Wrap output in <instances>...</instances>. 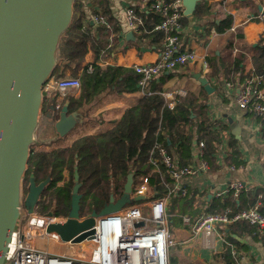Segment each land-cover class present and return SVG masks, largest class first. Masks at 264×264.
Wrapping results in <instances>:
<instances>
[{
    "label": "trees",
    "instance_id": "1",
    "mask_svg": "<svg viewBox=\"0 0 264 264\" xmlns=\"http://www.w3.org/2000/svg\"><path fill=\"white\" fill-rule=\"evenodd\" d=\"M89 0H75L74 14L69 28L62 35L58 50V64L53 72L55 78H61L70 73L77 75V68L83 64L92 49L95 32L99 33L96 39L101 48V55H111L117 51L118 35L120 29L116 18L112 14L109 0H90L99 10L94 9L89 16L87 2ZM88 2V3H89ZM202 7L196 9L200 16ZM94 14L104 15L112 25L107 29L103 25L92 22ZM145 31L140 35L146 40L148 46H155L161 51L164 32L155 29L162 20V16L149 11L144 14ZM95 25L97 28H95ZM218 32H226L233 26L232 16L223 18L215 23ZM114 37V44L109 46V37ZM230 50L233 49L229 45ZM254 73L264 75V38H261L253 55ZM94 70L88 73L84 70L81 74L82 86L78 97L68 95L63 107L67 103L68 114H74L93 106L95 99L104 93H125L140 91L143 97L132 107L125 109L123 116L116 125L101 133L85 135L74 140L64 147H47L42 140L52 138L56 132V122L60 112L52 106L56 104L58 93L49 97L45 95L41 116V124L37 130L38 142L32 145L25 177V185L29 189L32 174L35 181L42 182L51 175V180L42 193L38 202V213H52L56 217L68 215L76 168L83 182L81 192L84 194L81 201L82 215H87L93 208L101 210L109 201L111 189L114 188L116 197H120L130 172L134 173V192L137 191L144 178H148V198L162 197L168 193L174 180L169 175L167 168L161 165L157 168L150 162L151 150L156 141L163 142L170 153L179 160L180 165L192 163L195 140L199 144L204 142L202 159L207 160L211 167L217 165L216 155L226 134V126L209 115L207 100L201 98L196 103L194 92L185 94L177 93L176 103L169 105L164 94L165 85L174 77L175 71L183 66H178L171 72H163L158 77L151 79L145 87H140V75L131 67L100 65L93 62ZM237 67L233 61L232 52L221 54L215 75L227 77L232 68ZM228 142V164H236L239 160V151L235 147V139ZM225 158V159H226ZM66 172L68 176H66ZM173 194L169 206L172 220L176 213L189 216L196 220L201 214L198 210L191 209L189 194ZM261 195V196H260ZM235 196L234 191H229L226 196L216 197L209 202L206 212L223 213L228 208L233 211L258 207L264 213V207L258 205L262 202L264 194L242 191ZM196 211V212H194ZM188 215V214H187ZM57 220V218H55ZM234 224L250 226L245 221ZM231 224V225H234ZM227 248L221 255L225 264H238L237 257L227 243Z\"/></svg>",
    "mask_w": 264,
    "mask_h": 264
},
{
    "label": "crops",
    "instance_id": "2",
    "mask_svg": "<svg viewBox=\"0 0 264 264\" xmlns=\"http://www.w3.org/2000/svg\"><path fill=\"white\" fill-rule=\"evenodd\" d=\"M88 2L86 7L90 16L92 11L99 10V7L92 1ZM109 2L120 29L117 51L111 55H101V48L93 41L92 49L83 66L92 61L103 66L131 68L136 63L156 62L160 53L159 49L148 46L146 40L141 39L139 34L128 36L126 8L134 6L137 9H143L140 0H109ZM199 6L202 7L200 16L196 14ZM260 6L264 7V0H230L226 8L222 0H198L194 12L185 14L183 19V30L180 34L182 48L195 50L199 56L205 57L208 66L205 68L204 60L200 59L196 63L178 69L174 77L165 85L164 93L171 94L172 97H168V102L173 107L177 93L194 92L196 103H200L201 98L207 100L210 117L226 126L221 149L216 155L217 165L207 172L181 181L186 188V193L182 194H189L191 209L198 210L194 214L205 213L210 201L216 197L226 196L227 193L216 196L215 192L227 189L233 182H243L249 187V192L264 194V117L241 109L236 101L239 83L245 76L254 73L253 55L259 41L264 38V19L260 17L262 12ZM184 8L186 10L185 5ZM227 16H232L235 30L228 29L220 33L215 23H219ZM95 28H97L96 25ZM229 45L233 46L232 50ZM228 52H232V58L237 67H233L227 77L221 76L218 79L215 72L219 57ZM197 73H201L209 80L214 88L211 93L195 77ZM79 94L80 92L70 95L78 97ZM142 97L143 94L140 91L104 93L98 96L93 106L72 115H75L78 123L88 122L92 124V127L95 121H102L100 123L102 131L95 132L90 127L78 137L105 132L113 128L123 116L125 109L136 105ZM56 134L57 138L61 137L58 131ZM231 137L235 139L234 145L240 155L236 164L229 165L227 161L229 157L226 158V156L230 150L228 142L233 143ZM198 145L195 140L194 149ZM170 202L171 198L168 213ZM258 205L264 207V198ZM171 217L169 213L174 239V245L169 250L170 264H225L221 253L227 248V243L237 257L238 264H264V236L253 226L234 223L226 227L220 226L213 238V247H209L204 237L195 235L190 227L183 224L181 213H176L172 220Z\"/></svg>",
    "mask_w": 264,
    "mask_h": 264
},
{
    "label": "built area",
    "instance_id": "3",
    "mask_svg": "<svg viewBox=\"0 0 264 264\" xmlns=\"http://www.w3.org/2000/svg\"><path fill=\"white\" fill-rule=\"evenodd\" d=\"M229 1L222 0L225 8ZM140 3L143 9H137L134 6L126 8L129 28L127 32L141 34L145 31L143 13L147 10L155 11L162 16V20L155 29L164 32L162 49L156 62L136 63L132 66L140 75L138 82L140 87H145L151 79L163 72H171L178 66L184 67L200 59L204 60V67L207 68L208 63L205 57L199 56L195 50L182 48L180 34L185 18L183 0H140ZM260 17L264 19V13L261 12ZM91 20L107 29L112 28L109 20L102 14H94ZM229 30L233 31L235 27L232 26ZM95 34L94 42L97 44L96 39L99 38V33ZM113 44L112 35L109 37V46ZM84 70L91 73L94 70L93 62L85 63L76 76L66 75L61 78L52 76L44 84L45 95L51 97L58 93L54 105L56 110L60 111L63 108L68 95L80 92L82 86L80 76ZM228 85L231 84L228 83ZM164 94L167 99L172 97L169 93ZM236 101L241 109L264 117V75L252 73L245 76L239 83ZM203 148L204 142H200L194 149L192 163L182 166L163 142L156 141L151 150L150 162L157 168L164 165L174 180L168 193L162 197L146 198L128 204L118 211L97 217L94 227L96 234L93 239H86L80 243L60 242L57 236L49 235L51 237H48V240L67 245L68 251L63 253H54L36 246L29 232L40 231V226L31 223V218L33 216L43 218L41 216L44 214L37 212L38 205L33 214L22 207L18 226L13 231L5 252V264H170L169 250L174 245V239L169 221V199L173 194L186 193L185 185L181 183L183 179H189L211 169V164L202 159ZM147 190L148 178L146 177L135 194L146 195ZM248 190H250L249 187L243 182H233L227 189L216 191L215 195L221 196L234 191L237 196L242 191ZM54 217L57 218L55 222H64L67 216ZM239 221L247 222L264 236V213L257 206L238 211L228 208L223 213L205 212L196 220L189 215L182 216L183 224L190 227L195 235L204 237L209 247H213V238L220 226H230ZM141 222L142 225H137ZM45 234L48 235L46 231Z\"/></svg>",
    "mask_w": 264,
    "mask_h": 264
},
{
    "label": "water",
    "instance_id": "4",
    "mask_svg": "<svg viewBox=\"0 0 264 264\" xmlns=\"http://www.w3.org/2000/svg\"><path fill=\"white\" fill-rule=\"evenodd\" d=\"M198 0H184L185 14L194 12ZM75 0H0V264L16 230L24 207L33 214L40 197L51 180L36 183L31 176L29 191L23 200V180L28 170L32 145L36 143L44 106V84L53 76L58 64L57 50L62 35L69 28ZM264 13V7L260 6ZM133 35L129 32L128 36ZM208 92L209 80L195 76ZM55 109L54 106L51 108ZM78 123L68 114L67 103L56 122V131L64 136ZM71 205L64 222L33 216L31 223L45 227L48 235L60 242L80 243L95 237L96 218L118 211L128 204L145 200L135 194L134 173L130 172L120 197L111 189L110 199L101 210L82 215L80 191L83 182L76 168ZM53 216L52 213L44 214ZM139 223L137 225H142Z\"/></svg>",
    "mask_w": 264,
    "mask_h": 264
},
{
    "label": "rangeland",
    "instance_id": "5",
    "mask_svg": "<svg viewBox=\"0 0 264 264\" xmlns=\"http://www.w3.org/2000/svg\"><path fill=\"white\" fill-rule=\"evenodd\" d=\"M82 68H83V64H81L77 68V73ZM58 112H60V111H58ZM98 117H100V116H98ZM101 122L102 121H95L93 123V127H92V124H90L88 122L83 123V124L76 123L75 127L72 128L69 132H67V134H65L64 136H61V137L57 138L56 137L57 134H55L53 136L55 138L52 137V138H49V139L42 140V142L45 144V145H43L42 149L43 148H47V147H64V146H67L70 143H72L75 139L79 138L78 136L80 135V133H84L85 131H87V128H90V127H92L95 132H100V131H102V126L100 125ZM40 124H41V119H40ZM40 124H39V126H40ZM26 174H27V171H26ZM66 176H68L67 172H66ZM25 177H26V175H25ZM22 186H23V200H24L26 195H27V193H28V189H27V187L25 185V180H23ZM148 189H149V187H148ZM147 192H148V190H147ZM41 217H45V216H41ZM39 230L40 231H37V232L36 231L29 232V233L35 234L34 237L30 235V238L35 241L36 246L38 248L43 249V250H50V251H52L54 253H63L65 251H68V250H66L67 246H65L62 243H59V242L54 241V240L43 239L40 236V234L42 233L41 227L39 228Z\"/></svg>",
    "mask_w": 264,
    "mask_h": 264
},
{
    "label": "bare ground",
    "instance_id": "6",
    "mask_svg": "<svg viewBox=\"0 0 264 264\" xmlns=\"http://www.w3.org/2000/svg\"><path fill=\"white\" fill-rule=\"evenodd\" d=\"M51 216H48V215H46L45 217H43L45 220H46V222H49V221H51L52 219L50 218ZM51 219V220H50ZM41 231H42V233L40 234V236L43 238V239H48V237H51V236H49V235H46L45 234V227L43 226V227H41ZM35 236V234H32V233H29V236ZM53 238V237H52ZM65 246H67V245H65Z\"/></svg>",
    "mask_w": 264,
    "mask_h": 264
},
{
    "label": "flooded vegetation",
    "instance_id": "7",
    "mask_svg": "<svg viewBox=\"0 0 264 264\" xmlns=\"http://www.w3.org/2000/svg\"><path fill=\"white\" fill-rule=\"evenodd\" d=\"M56 132H57V131H56ZM36 183H37V182H36ZM38 183H40V182H38ZM29 186H30V182H29ZM28 191H29V189H28ZM42 216H46V215H42ZM50 218L52 219V220L50 219L51 221H56V219H55L54 216H51Z\"/></svg>",
    "mask_w": 264,
    "mask_h": 264
}]
</instances>
